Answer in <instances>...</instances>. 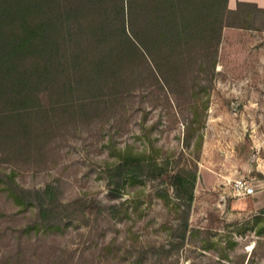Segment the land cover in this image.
Returning a JSON list of instances; mask_svg holds the SVG:
<instances>
[{
    "label": "rangeland",
    "instance_id": "1",
    "mask_svg": "<svg viewBox=\"0 0 264 264\" xmlns=\"http://www.w3.org/2000/svg\"><path fill=\"white\" fill-rule=\"evenodd\" d=\"M248 24L223 29L217 66L205 59L194 96L190 82L173 85V105L156 84H137L116 113L75 117L30 152L0 154V169L57 204L49 226L0 184V264H264V16ZM193 113L198 128L186 145ZM127 149L166 171L185 169L188 212L161 176L115 189L112 170ZM240 179L255 193L237 195Z\"/></svg>",
    "mask_w": 264,
    "mask_h": 264
},
{
    "label": "trees",
    "instance_id": "2",
    "mask_svg": "<svg viewBox=\"0 0 264 264\" xmlns=\"http://www.w3.org/2000/svg\"><path fill=\"white\" fill-rule=\"evenodd\" d=\"M245 5L232 10L228 0H0V154L11 159L30 152L54 125L64 127L75 117L116 113L119 98L132 95L137 84H156L173 105L180 93L173 85L183 89L190 82L194 96L205 59L212 70L217 66L223 28L248 24ZM197 120L193 113L183 123L186 145ZM201 140L200 134L197 149ZM112 171L118 192L128 180L161 176L188 212L193 183L185 169L168 172L145 152L127 149ZM0 184L18 205L33 206L53 224L57 204L44 191L20 185L3 169ZM187 226H180L179 244Z\"/></svg>",
    "mask_w": 264,
    "mask_h": 264
},
{
    "label": "crops",
    "instance_id": "3",
    "mask_svg": "<svg viewBox=\"0 0 264 264\" xmlns=\"http://www.w3.org/2000/svg\"><path fill=\"white\" fill-rule=\"evenodd\" d=\"M244 3L246 4L244 7V13L249 12L251 14V17L249 18V21H255L257 18L264 16V0H228V7L232 10L237 8L238 3ZM256 6V8L254 7ZM251 28L250 24L239 27V26H226L223 29L227 28ZM264 30V29H263ZM225 30H222V33ZM231 31V30H230Z\"/></svg>",
    "mask_w": 264,
    "mask_h": 264
},
{
    "label": "built area",
    "instance_id": "4",
    "mask_svg": "<svg viewBox=\"0 0 264 264\" xmlns=\"http://www.w3.org/2000/svg\"><path fill=\"white\" fill-rule=\"evenodd\" d=\"M233 188L237 195H252L255 193V185L248 184L246 181L240 179L235 181Z\"/></svg>",
    "mask_w": 264,
    "mask_h": 264
}]
</instances>
